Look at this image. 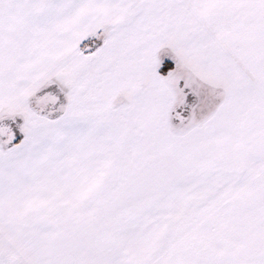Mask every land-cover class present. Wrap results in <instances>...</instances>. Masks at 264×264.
I'll use <instances>...</instances> for the list:
<instances>
[{
    "label": "snow or ice",
    "instance_id": "6c2138e0",
    "mask_svg": "<svg viewBox=\"0 0 264 264\" xmlns=\"http://www.w3.org/2000/svg\"><path fill=\"white\" fill-rule=\"evenodd\" d=\"M0 264H264V0H0Z\"/></svg>",
    "mask_w": 264,
    "mask_h": 264
}]
</instances>
